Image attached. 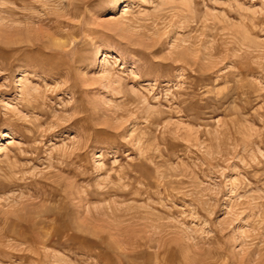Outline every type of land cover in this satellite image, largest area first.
I'll return each instance as SVG.
<instances>
[{
  "label": "rangeland",
  "instance_id": "obj_1",
  "mask_svg": "<svg viewBox=\"0 0 264 264\" xmlns=\"http://www.w3.org/2000/svg\"><path fill=\"white\" fill-rule=\"evenodd\" d=\"M0 264H264V0H0Z\"/></svg>",
  "mask_w": 264,
  "mask_h": 264
}]
</instances>
